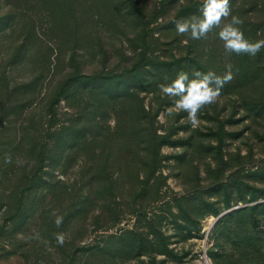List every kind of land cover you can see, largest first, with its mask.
<instances>
[{
  "label": "rangeland",
  "instance_id": "rangeland-1",
  "mask_svg": "<svg viewBox=\"0 0 264 264\" xmlns=\"http://www.w3.org/2000/svg\"><path fill=\"white\" fill-rule=\"evenodd\" d=\"M198 1L204 0H0V81H29L35 63L49 56L57 69L47 74L40 95L49 96L44 103H55L62 120L72 122L87 103L83 95L55 98L72 67L109 74L168 63L169 81L181 70L223 75L232 65L234 73L195 128L186 112L167 115L174 97L142 93L160 145H80L64 154L57 147L52 155L70 160V184L83 160L99 154L107 160L117 178L106 190L108 203L89 210L53 198L36 219L16 222L0 212V264H264V49L229 55L219 29L201 40L179 35L181 11ZM230 4L232 15L255 26L245 31L242 25L245 36L264 39V0ZM13 12L16 25L9 28ZM32 33V62L19 66L18 50ZM157 79L146 75V81ZM104 121V128L116 126L115 117ZM53 212L63 217L59 227ZM61 232L62 246L56 241ZM102 242L116 252L92 256L90 249Z\"/></svg>",
  "mask_w": 264,
  "mask_h": 264
},
{
  "label": "trees",
  "instance_id": "trees-1",
  "mask_svg": "<svg viewBox=\"0 0 264 264\" xmlns=\"http://www.w3.org/2000/svg\"><path fill=\"white\" fill-rule=\"evenodd\" d=\"M203 3L186 5L179 21L200 16ZM7 18L12 22L9 28H13L16 25L14 12ZM243 26L245 31L256 30L253 24L243 23ZM32 35L27 36L18 50L19 66L32 62L29 47ZM53 64L49 56L41 64L35 63L31 78L24 83L0 81V98L4 99L0 107V212L5 211L11 222L36 219L40 208L54 202L53 198L89 210L104 208L108 203L106 190L113 189L117 178L107 160L103 161L100 154L91 160H83L79 178L70 184V160L54 157L52 154L57 147L63 146L64 154L65 150L80 145L100 147L115 143L131 146L151 142L160 145L153 135L151 108L147 110L141 103V94L154 93L159 90L158 84L166 82L168 63H162L163 69L157 68L161 66L156 64L153 65L155 70L144 69V72L138 67H126L121 73L109 74H87L72 67L71 73H66L55 91L57 101L65 96H85L87 103L74 114L72 122L71 118L67 121L59 118L55 103H44L49 96L40 95L45 89L47 74L56 72V64ZM158 69L161 71L157 72ZM149 72L158 79L146 81ZM12 112L15 118L7 119ZM109 116L116 118V126L111 129L104 128V120ZM9 158L10 162H6ZM58 171L65 180L58 178ZM95 225L102 227L98 218ZM107 244L102 242L91 248L92 256L113 250L115 253L117 247L108 250Z\"/></svg>",
  "mask_w": 264,
  "mask_h": 264
},
{
  "label": "clouds",
  "instance_id": "clouds-1",
  "mask_svg": "<svg viewBox=\"0 0 264 264\" xmlns=\"http://www.w3.org/2000/svg\"><path fill=\"white\" fill-rule=\"evenodd\" d=\"M243 23V19L238 15H232L230 0H204L201 15L177 21L176 31L179 35L192 40H201L219 29L217 36L223 41L227 54L256 56L264 49V39L252 41L247 38L242 30ZM184 42L186 43L187 40ZM233 78L232 65L227 66V71L223 75H217L211 70L201 72L193 69L191 73L181 70L170 81L165 77L166 82L158 84L157 87L163 95L175 98L173 106L167 110V115L170 116L175 111L186 112L187 120L195 128L201 123L199 119L201 110L217 103L223 88ZM6 162H10V158ZM52 215L55 217V224L59 227L63 223V217L56 212ZM35 238H40L39 233ZM65 240L66 233L56 234L59 245L62 246Z\"/></svg>",
  "mask_w": 264,
  "mask_h": 264
}]
</instances>
